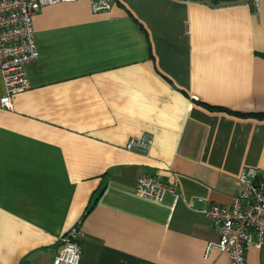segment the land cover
<instances>
[{
  "label": "crops",
  "instance_id": "obj_1",
  "mask_svg": "<svg viewBox=\"0 0 264 264\" xmlns=\"http://www.w3.org/2000/svg\"><path fill=\"white\" fill-rule=\"evenodd\" d=\"M33 24L30 85L0 107V264H53L73 227L79 264H229L201 209L264 177V0H74ZM145 174L176 190L137 194Z\"/></svg>",
  "mask_w": 264,
  "mask_h": 264
},
{
  "label": "built area",
  "instance_id": "obj_2",
  "mask_svg": "<svg viewBox=\"0 0 264 264\" xmlns=\"http://www.w3.org/2000/svg\"><path fill=\"white\" fill-rule=\"evenodd\" d=\"M74 0H0V74L4 92L0 107L12 108L13 95L30 85L26 65L39 55L33 24L34 14L43 6ZM113 0H90L93 12L107 11ZM254 8L259 0H250ZM153 139L148 134L131 137L125 143L129 150L146 152ZM240 190L229 204L208 203L201 209L212 221L218 239L209 241L205 256L215 248L228 256L229 264H247V248L264 243V177L255 167H243L238 175ZM176 183L153 174L136 179L135 192L141 196L162 200L167 192L176 190ZM82 232L71 228L60 237L61 246L53 264H79L82 252Z\"/></svg>",
  "mask_w": 264,
  "mask_h": 264
}]
</instances>
